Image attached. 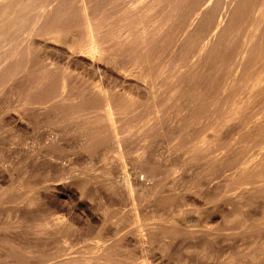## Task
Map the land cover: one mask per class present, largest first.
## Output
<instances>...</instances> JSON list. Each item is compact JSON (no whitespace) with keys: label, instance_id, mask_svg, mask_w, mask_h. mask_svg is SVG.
Instances as JSON below:
<instances>
[{"label":"bare ground","instance_id":"obj_1","mask_svg":"<svg viewBox=\"0 0 264 264\" xmlns=\"http://www.w3.org/2000/svg\"><path fill=\"white\" fill-rule=\"evenodd\" d=\"M4 117L0 264H264V0H0Z\"/></svg>","mask_w":264,"mask_h":264},{"label":"rangeland","instance_id":"obj_2","mask_svg":"<svg viewBox=\"0 0 264 264\" xmlns=\"http://www.w3.org/2000/svg\"><path fill=\"white\" fill-rule=\"evenodd\" d=\"M4 119L6 120V121H4ZM2 121V122H1ZM9 123H8V121H7V119L4 117V118H2V119H0V138L2 139L1 141L3 142V143H0V170H2V171H4V169H5V172L6 171H8L9 169L8 168H10L9 166H10V153H11V148H12V143H11V136L9 135ZM5 128V129H4ZM4 146H3V145ZM3 147H2V146ZM6 145V146H5ZM7 146H9L8 148H10V149H8L7 148ZM3 150V151H2ZM8 152V153H7ZM8 154V155H7ZM4 158V159H3ZM64 162L66 163V164H68L69 163V161H68V158L66 157V158H64ZM68 161V162H67ZM2 162V163H1ZM5 163V164H4ZM4 164V169H3V167H2V165ZM5 166H8V167H5ZM70 166H71V164H70ZM2 188V189H1ZM9 188V189H8ZM7 189V190H6ZM0 190L2 191V193H4V195L7 197L8 195H9V191H10V184L8 183V182H6L5 183V181H2V183H1V179H0ZM7 191V192H6ZM21 193H23V196L24 197H33V196H35V188L33 187V189H31V188H29V187H23L22 188V190H21ZM26 195V196H25ZM4 205V206H3ZM11 205H10V203L9 202H7V200L3 203V202H0V247L1 246H4V245H6V243H7V241H8V239L10 238V236H12V235H14V234H18L19 236V239L22 237V239H20V240H23L24 239V237H25V232L24 231H22L23 229H25L24 227L26 226H28L27 225V223L28 222H25L26 220H24L23 221V219H13L14 218V216L12 215V212H11ZM127 209V208H126ZM11 213V214H10ZM10 216H11V218H10ZM5 219V220H4ZM12 219V220H11ZM3 220V221H2ZM11 221V223H9ZM13 221V222H12ZM22 221V222H21ZM7 223H9V226H8V224ZM24 223H26V224H24ZM12 224H14V226L12 225ZM23 224V225H22ZM1 225H3V226H1ZM6 225V226H5ZM11 225H12V227H11ZM16 225V226H15ZM20 225H22L21 227H20ZM25 225V226H24ZM7 227L9 228V229H7ZM17 227H18V229H17ZM1 228L3 229V230H1ZM15 229V231H12V229ZM11 229V230H10ZM19 229H21V230H19ZM7 230V231H6ZM20 231V232H19ZM2 232V233H1ZM8 232V233H7ZM10 232V233H9ZM19 232V233H18ZM4 233V234H3ZM11 233H12V235H11ZM21 233H23V234H21ZM5 235H7V236H5ZM23 235V236H22ZM3 237V238H2ZM6 237V238H5ZM5 239V240H4ZM7 239V240H6ZM3 241V242H2ZM5 242V243H4ZM80 243V244H79ZM81 243L82 242H78V244L80 245H78L77 244V246L76 245H74L73 246V248L75 247V248H80V247H82L83 248V246L84 247H86V246H88L89 245V242L88 241H86V242H83L82 243V245H81ZM56 245V247H58L59 246V244H61V242H59V243H55ZM85 244V245H84ZM88 244V245H87ZM74 248V249H75ZM69 250V249H68ZM67 250V251H68Z\"/></svg>","mask_w":264,"mask_h":264}]
</instances>
